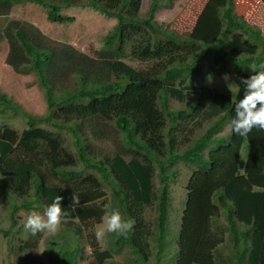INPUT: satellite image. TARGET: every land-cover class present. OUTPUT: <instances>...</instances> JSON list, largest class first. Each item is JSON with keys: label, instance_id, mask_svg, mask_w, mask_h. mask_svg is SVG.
Segmentation results:
<instances>
[{"label": "trees", "instance_id": "trees-1", "mask_svg": "<svg viewBox=\"0 0 264 264\" xmlns=\"http://www.w3.org/2000/svg\"><path fill=\"white\" fill-rule=\"evenodd\" d=\"M151 1L148 15L142 16L129 12L137 0H120L117 9L98 0H0L5 11L19 3L39 5L49 23L67 29H72L79 20L77 8H91L118 21L104 37L108 49L100 58L82 53L68 43L53 42L32 23L17 17L10 19L3 33L0 32V40L7 39L10 44L7 62L16 71L33 70L38 74L50 109L47 117H29V126L24 129L0 124L2 178L26 204L37 203L45 209L55 197H62V219L78 220L77 230L81 233L85 229L92 230L105 215L108 199L102 180L117 181L121 185L117 192L119 209L123 219L132 222V227L126 234L118 235L115 244L130 248L135 262L159 264L160 254L165 250L168 181L174 175L172 169L179 161L196 162L206 178L199 198L190 195L188 199L175 264H215V250L225 241L223 229L226 226L231 230L234 243L242 245L234 264H264V130L253 128L243 137L232 131L215 137L224 126L230 125L233 106L243 94L242 78L264 64L263 34L236 14L234 0H209L199 20L218 30V37L203 43L201 53L191 63L174 66L159 77L140 75L127 66L117 65L115 59L106 55H114L112 51L117 55L128 25L146 28L150 38L151 34H164L176 40V36L153 22L154 12L161 7L162 0ZM236 31L258 45L255 53L231 58L230 67L239 80L238 89L224 92L201 84L202 63L213 71L215 54ZM153 47L159 49L157 44ZM147 88H150L156 116L151 129L140 112L122 107L110 115L108 120L114 121L113 125L100 114L75 113L77 109L96 110L112 102L121 104ZM170 99L181 103L193 101L186 109L171 111ZM18 112L19 104L0 94V114ZM38 121L70 131L79 157L67 146L60 131L37 126ZM177 130L184 133V141L191 143L183 152L178 151L180 134L175 133ZM111 133L115 138L122 134L128 148L110 141ZM198 133L201 136L196 138ZM213 141L218 145L210 150L206 161L202 151ZM97 142L115 147L111 149L102 144L97 147ZM79 159L86 168L98 170L101 178L92 172L82 174L71 170ZM207 164L209 169H205ZM156 165L161 185L158 192L154 182ZM198 188L199 183H194L193 189ZM73 195L79 199L76 205L72 204ZM222 216L227 225L219 222ZM238 222L244 225L243 229L238 228ZM10 234L11 230H7L6 236ZM91 238V255L97 263L111 260L112 252L102 250L96 237ZM152 240L158 248L155 256ZM21 250L22 246L19 252ZM57 254L64 264H77L78 259L84 257L78 245H60Z\"/></svg>", "mask_w": 264, "mask_h": 264}, {"label": "rangeland", "instance_id": "rangeland-1", "mask_svg": "<svg viewBox=\"0 0 264 264\" xmlns=\"http://www.w3.org/2000/svg\"><path fill=\"white\" fill-rule=\"evenodd\" d=\"M100 4L110 5L117 9L120 0H98ZM208 0H162L161 7L154 12L153 22L161 27L170 35L176 36V40L166 37V35H152L144 27L136 28L134 25H128L129 28L122 35L121 47L117 50V55L107 54L108 58L115 59L117 65H124L135 70L140 75L149 77H159L161 74L174 67L191 63L194 57L201 53L203 43L212 41L218 37L220 32L211 29L199 20V13ZM235 12L244 17L250 25L261 30L264 36V0H234ZM151 0H137L129 9L130 13L138 12L142 16L148 15L151 7ZM44 11L39 5L33 4H15L9 11H5L0 6V32L10 22V19L17 17L32 23L35 27L43 31L53 42L68 43L92 57H101L103 51L107 52L108 46L104 44V37L116 24L117 19H110L105 15L85 7V9H76L79 20L73 24L72 29L54 26L44 18ZM128 12V14H129ZM1 36V35H0ZM174 38V39H175ZM171 40V41H170ZM0 94H5L13 98L19 104L17 114H0V124H10L20 129L28 126V118L37 119L47 117L49 113V100L45 88L41 85L38 74L33 70L16 71L7 62V56L10 51V44L7 41L0 40ZM8 43V44H6ZM159 45L155 50L153 45ZM3 44V47L1 46ZM7 45V46H6ZM257 46L251 43L247 36L239 31L231 35V40L226 43L214 56V70H210L208 65L202 63V74L200 83L216 88L220 91H235L239 87L238 78L234 77L231 71L230 61L235 55L243 56L252 54ZM179 79L177 80V82ZM150 88L132 94L127 101L119 103H107L96 110L77 109L76 115L94 116L102 115L107 118L110 125L114 121L108 120L110 115L119 108L135 110L140 112L149 123L151 129L156 121L152 99L149 94ZM177 102L174 99L169 100V109L176 111L186 109L189 103ZM150 121V122H149ZM39 126L60 131L66 139L67 146L77 154V147L74 142L73 134L66 129H57L52 124L38 122ZM169 124H167V127ZM147 128V129H148ZM231 131L230 125L224 126V129L215 137L223 136ZM202 131H200L201 133ZM180 134L178 140V151L183 152L191 146V143L184 141V133L180 130L175 131ZM200 133L197 134L198 138ZM110 141L120 143L126 148V138L120 134V138H115L111 133L108 135ZM213 139H216L213 137ZM103 146L106 145L101 142ZM100 143H96L99 147ZM218 143L213 141L211 145L206 146L202 155L206 161L209 158V152L214 149ZM154 164L156 162H153ZM207 164L205 169H209ZM82 174L94 172L100 178L101 175L95 169H86L82 163L74 168ZM155 184L159 187V167L156 165ZM174 175L168 183L169 189V219L167 225V235L165 238V250L161 252L162 261L159 264H175L177 258L178 236L182 225V219L187 209L188 199L192 197L199 198L205 182L206 174L201 171L198 163L179 161L172 169ZM204 174V175H203ZM104 183L107 192L108 202L105 205V213L112 208L119 211V198L117 190L120 186L115 181L113 183ZM199 183L198 189H193V184ZM10 186L0 176V264H64L61 256L57 254L60 245H78L84 252V257L79 258L77 264H97L94 257H91L90 244L95 236V230L102 226V222L95 225L92 230H83L82 233L77 230L79 221L61 220V223L55 234L44 232L35 236L26 232L23 225L31 211L43 214V207L39 204H29L30 207H21V201L12 195ZM200 192V194H198ZM191 195V196H190ZM20 206L21 208L15 209ZM123 218V214L120 211ZM153 214V211H152ZM219 222L226 225L225 218H219ZM238 228L244 226L238 223ZM11 230V234L6 236V231ZM118 234L106 233L105 237L96 241L102 250L109 249L113 258L105 264H143L135 262L136 257L127 246L117 247L115 241ZM22 246L21 252L19 248ZM153 256L157 249L154 240L151 242ZM242 245L235 244L229 232L226 231L225 242L220 244L215 250V264H234L236 255L241 251ZM170 250L174 251L171 252ZM156 260L154 261V263Z\"/></svg>", "mask_w": 264, "mask_h": 264}, {"label": "clouds", "instance_id": "clouds-1", "mask_svg": "<svg viewBox=\"0 0 264 264\" xmlns=\"http://www.w3.org/2000/svg\"><path fill=\"white\" fill-rule=\"evenodd\" d=\"M204 6H203V8H204ZM239 16H241V15H239ZM247 23L249 24L248 21H247ZM245 36H247V35H245ZM247 39L251 42V40L249 39L248 36H247ZM256 46L258 47V45H256ZM74 48H76V47H74ZM82 53H84V52H82ZM241 83L244 85L243 94L239 96L238 100L236 101V103L233 106L234 115L232 116L231 121H230V128L234 134H237V135L243 137V136L248 135L253 130V128H258V129L264 130V64H260L258 69L254 70L252 72V74L250 76H248L247 78H242ZM49 112H50V109H49ZM48 115H49V113H48ZM38 122H41V121H38ZM28 126H29V123H28ZM37 126H39L38 123H37ZM40 127L46 128L44 126H40ZM46 129H49V128H46ZM49 130H53V129H49ZM74 142L76 145L75 137H74ZM76 147H77V145H76ZM75 155L77 157H79L78 148H77V154H75ZM127 157L129 158V156H127ZM78 162L82 163V161L80 159L78 160ZM79 163L77 164V166L79 165ZM194 163H196V162H194ZM83 166H84V164H83ZM76 167H71L70 169L75 170L74 168H76ZM86 169H89V168H86ZM96 171L99 172L98 170H96ZM92 173H94V172H92ZM0 176L2 177L1 173H0ZM169 181H168V183H169ZM116 183H118V182L116 181ZM119 186L121 189L120 184H119ZM160 186L161 185H160V181H159V187L156 185L157 192L159 191ZM119 190H117V192ZM13 194H14V196H16L14 192L12 193V195ZM61 200H62V197H60V196L55 197L53 199L52 203L49 204L43 210V214H40L36 211H31L29 213V215L27 216L26 221L23 225L25 231L30 233L33 236H35L38 233H44V232L55 234L60 223H61L62 216H63L62 208H61ZM24 202L25 201H21V203H22L21 207L29 208L30 207L29 203L26 204ZM78 203H79V199L75 195H73L72 204L76 205ZM34 204H37V203H34ZM34 204H32V205H34ZM21 207L17 206V207H15V209H19ZM39 207H41V206H39ZM131 227H132V222L124 220L121 216L120 211L117 208H112L105 213L104 217L102 218V226L98 227L95 230V236H96L97 240H101L105 237L106 233H115L118 235H124L131 229ZM10 230H12V229H10ZM223 230H224L225 239H226V231L229 230V232L233 238V241H234V237L231 233V230L229 229V226H226V228H224ZM89 244H91V242H89ZM90 249H91V246H90ZM91 257H93V256L91 255Z\"/></svg>", "mask_w": 264, "mask_h": 264}]
</instances>
